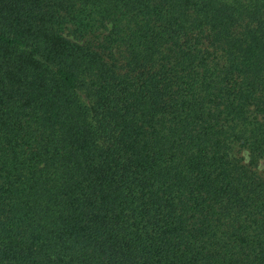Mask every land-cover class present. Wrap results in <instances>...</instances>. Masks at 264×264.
<instances>
[{"label": "trees", "instance_id": "trees-1", "mask_svg": "<svg viewBox=\"0 0 264 264\" xmlns=\"http://www.w3.org/2000/svg\"><path fill=\"white\" fill-rule=\"evenodd\" d=\"M0 264H264V0H0Z\"/></svg>", "mask_w": 264, "mask_h": 264}]
</instances>
